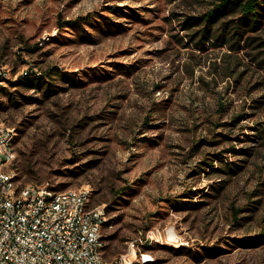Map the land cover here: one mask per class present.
<instances>
[{
    "label": "rangeland",
    "instance_id": "374dc122",
    "mask_svg": "<svg viewBox=\"0 0 264 264\" xmlns=\"http://www.w3.org/2000/svg\"><path fill=\"white\" fill-rule=\"evenodd\" d=\"M220 2L0 0L18 182L88 187L108 259L157 229L144 264H264V18L202 46L183 22Z\"/></svg>",
    "mask_w": 264,
    "mask_h": 264
},
{
    "label": "built area",
    "instance_id": "2783aa9c",
    "mask_svg": "<svg viewBox=\"0 0 264 264\" xmlns=\"http://www.w3.org/2000/svg\"><path fill=\"white\" fill-rule=\"evenodd\" d=\"M13 140V128L0 122V264L146 262L136 248L159 240V230L137 231L125 252L106 258L104 209L90 206V189L55 190L44 183L19 184L12 167Z\"/></svg>",
    "mask_w": 264,
    "mask_h": 264
},
{
    "label": "trees",
    "instance_id": "16d2710c",
    "mask_svg": "<svg viewBox=\"0 0 264 264\" xmlns=\"http://www.w3.org/2000/svg\"><path fill=\"white\" fill-rule=\"evenodd\" d=\"M236 13L237 16L230 22L233 23L232 30L229 33L230 38H240L241 35L248 30H257L262 25V12H264V0H221L214 8L209 9L207 12L192 18H186L183 25L191 27L195 25H202V29H198L196 34L201 33L199 43L204 46L202 39H207L212 29V24L219 20L221 17L228 13ZM191 19V21H189ZM225 24L221 27L219 35L216 40L225 42L227 36ZM42 79L38 77L37 80ZM33 80V79H30ZM158 86V85H157ZM146 124H148L146 122ZM264 138V127L259 128V135ZM218 158H223L221 154L217 155ZM226 169L235 172L230 162H226ZM234 167H239L235 166Z\"/></svg>",
    "mask_w": 264,
    "mask_h": 264
}]
</instances>
